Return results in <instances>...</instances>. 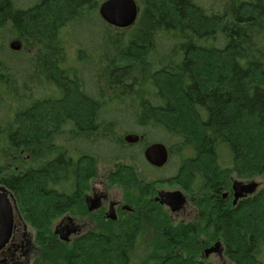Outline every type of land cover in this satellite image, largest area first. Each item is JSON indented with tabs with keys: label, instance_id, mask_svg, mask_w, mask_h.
<instances>
[{
	"label": "trees",
	"instance_id": "obj_1",
	"mask_svg": "<svg viewBox=\"0 0 264 264\" xmlns=\"http://www.w3.org/2000/svg\"><path fill=\"white\" fill-rule=\"evenodd\" d=\"M103 1L0 0V184L36 229L33 264H201L183 254L185 230L163 232L152 253L129 230L68 248L51 235L48 214L97 164L128 169L130 185L151 170L130 132L176 146L177 175L202 174L214 191L203 217L227 259L264 264V188L232 209L219 196L233 172L264 175V0H137L125 32L100 16Z\"/></svg>",
	"mask_w": 264,
	"mask_h": 264
},
{
	"label": "flooded vegetation",
	"instance_id": "obj_2",
	"mask_svg": "<svg viewBox=\"0 0 264 264\" xmlns=\"http://www.w3.org/2000/svg\"><path fill=\"white\" fill-rule=\"evenodd\" d=\"M141 136L142 138L140 141L134 145H139L140 142L144 140V136ZM148 145L149 144L144 147L141 155L151 168L149 171H152L153 176L157 177L154 179L155 182L142 183V173H138L137 169L135 170L136 174H134V176L136 175L134 177V184L129 185L125 190L118 193L111 194L109 186L103 187L97 185L94 187L91 186V183L88 187H83L81 184L80 186L74 187L71 194L74 199L69 208L66 211H57L59 216H62L57 226L63 228L65 231H70L68 240L61 239L60 234H56L55 231V236H52L54 238L57 237L61 243H69L73 247L80 242L117 238L122 235L124 230H129L133 233L132 239L137 241V238L141 235L140 232L143 231L142 227L146 221L151 224H158L161 222L164 224L165 222L164 231L155 234L153 240L156 242L153 243L151 249L148 248V251L151 253L154 250L156 251V243L162 238L163 232L170 229H179L190 232L189 237L184 238L187 240L185 246L186 250L183 251L184 256L197 257L199 255L201 258L196 260L201 264L208 262L207 260L212 256L226 262L224 243L219 235H214L213 238L209 236L211 226L206 224L207 220L203 217V212L201 210L202 202L206 196L211 197L214 191H210L209 187L203 183L202 174H197L199 177L196 176L193 178L189 169L185 168V171L181 172V176L177 175L181 166L178 162V155L168 146V162L163 167L151 165L146 160L144 154ZM173 157L175 158V166L177 167L176 172L169 178H163L158 172L166 168ZM190 157L191 156L187 155L186 158L188 159ZM232 175L233 174L228 175L230 180L233 178ZM229 179L226 181L227 184L221 188L222 193L220 190L219 196L223 201L228 202L232 209L233 206L238 205L243 199H249V195L244 193L235 200V191L233 192L231 186L229 187L228 185ZM160 182L182 183L183 189L158 190L155 184ZM6 189L8 190L9 196L13 199L11 190L8 188ZM133 189L135 192L132 191ZM162 191H180L182 193L183 203L174 204L173 206L163 203L162 199L159 197V193ZM16 206L18 208L16 214L18 215L20 223L17 224L15 216L11 239L6 247L0 251L1 264H29L33 257L31 255L35 243H32V234L29 232L30 229L28 224L24 220L22 214H20L21 211L17 203ZM36 239L37 235L35 236V241L37 243ZM137 243L147 252V247L143 246L139 241ZM216 244H218L217 250L206 254V250ZM180 251L181 250L177 251L178 255Z\"/></svg>",
	"mask_w": 264,
	"mask_h": 264
},
{
	"label": "rangeland",
	"instance_id": "obj_3",
	"mask_svg": "<svg viewBox=\"0 0 264 264\" xmlns=\"http://www.w3.org/2000/svg\"><path fill=\"white\" fill-rule=\"evenodd\" d=\"M32 1L33 0H25V2H26L25 4L29 5V3H31ZM138 5H139V9H140V4L138 3ZM139 15H140V12H139ZM138 18H139V16H138ZM114 28H116V27H114ZM129 28L130 27L125 28V29H129ZM125 29L116 28V31H118V32L124 31L125 32V31H127ZM10 41L11 40H9V42ZM9 42H8V44H9ZM19 51H21V52L24 51L23 43H22V48ZM19 51H17V52H19ZM186 109L184 107H182L181 110H183V112L180 113V115H183L184 116V114H186ZM187 120L189 121V118ZM187 120L184 121V122L187 123ZM121 133H123V132H121ZM130 133H133V132H130ZM136 134H139V133H136ZM139 135H141V134H139ZM64 140L65 139L62 136H57V137L55 136V138H53V143L62 144L64 142ZM144 140L141 141L140 144L138 145L139 146L138 149L140 148V151H141V146H142V152L144 150V147L147 145L144 142ZM155 142H159V141H155ZM176 149H177L176 146H174L173 152H175ZM189 150H191V149H187V152H189ZM21 154H22V156L24 158V162H27V160L29 158L32 159V157L30 156V152H28V151H25L24 150V152L22 151ZM171 160L172 161L167 165L166 168H164L162 171H159L158 172V173H160L161 176H163V178H169L170 176H172L176 172L177 167L175 166V158L173 157ZM7 166H8V169L9 170H6V171H12L14 169V164L13 163H11V164L8 163ZM137 169H138V173L139 172H140V174L142 173V176H141V179L143 181L142 183H145V182H155L154 179H156L157 177H154L153 176V172L152 171H148V169H146L144 171V168H142V167H138ZM247 171H248L249 174L251 173V169H248ZM127 172H128V169H124L123 168L119 172V171H117L115 165L107 166V165H104L102 163H99L95 167L94 174L92 172H89L88 174H86V177H84L81 185L83 187H88L89 184L91 183V186H94V187L97 186V185L98 186L100 185V186H103V187L109 186V190H110V193L111 194L112 193H118V192H121L122 190H125L126 187H128L130 185V181L131 180L129 181V177H127L128 176V173ZM233 173H235V172H233ZM233 173H231V174H233ZM157 175H159V174H157ZM232 177H233L231 179L232 181L228 177V179L230 180L229 183H228V185H229V187L231 186L233 192H234L233 185H234V183L236 181L241 182L243 184H253L254 183V184L257 185L256 186V190L253 193H245V194L249 195V197H253L262 188H264V175H260V176L259 175L258 176L255 175L254 177H251V176H249V177H240L237 174H233ZM142 183H141V185H142ZM0 186L6 187L4 184H0ZM155 187L158 190H161V189H163V190H174V189H180V190H182L183 189L182 188V183L179 184V183H169V182L168 183H163V182L156 183L155 184ZM132 191L135 192L134 189ZM11 193L13 194L14 201L18 204L17 199H16L14 193L12 191H11ZM130 193H131V191H130ZM13 199L11 198L12 201H13ZM20 214H22V213L20 212ZM15 216H16L17 224L20 223L19 222V219H18V215L16 214V212H15ZM22 216H23V214H22ZM61 217L62 216H59V214L56 211L50 212L48 214L47 221H49V225H48L49 227L48 228H49V231L51 232V235H54L55 236V233H54L55 227L60 222ZM23 218L26 221V223L28 224V227L30 229L29 232L32 234V241H33L32 243L37 244V245L34 244V249H33L32 255H31L33 257L31 259V262L29 263V264H33L37 260H41L42 261L41 253H42L43 250H42V248H40V246L38 245V243H36V241H35L36 229L31 225L30 221L26 218L25 215L23 216ZM164 225H165V222H164V224L162 222L161 223H158V224H151V223H148L146 221L144 223L143 227H142L143 228V231L140 232L141 235H139V237L137 238V242L139 241L140 243H142L143 246L151 249V246L153 245V243L156 242L155 240H153V238H155V234L156 233H160L161 231H164L163 230V228H165ZM131 237L132 236H128V239L131 238ZM55 238H56L55 239L56 241L60 242L57 239V237H55ZM61 244L64 245V247H66V248H68V247L71 246L69 243L62 242ZM94 254H96V256H98L97 254H102V253H101V250L98 249ZM86 256H87V259H90L91 258L88 255H86ZM200 258H201V256H199V255L197 257L196 256L192 257L193 260H196V259L199 260ZM225 260H226V262L220 260L219 258H217L215 256H212V257H210L207 260L208 261L207 263H210V264H233L229 259L226 258ZM92 261H93V259H92Z\"/></svg>",
	"mask_w": 264,
	"mask_h": 264
},
{
	"label": "water",
	"instance_id": "obj_4",
	"mask_svg": "<svg viewBox=\"0 0 264 264\" xmlns=\"http://www.w3.org/2000/svg\"><path fill=\"white\" fill-rule=\"evenodd\" d=\"M139 10V5L136 0H105L101 3L99 14L109 25L125 29L137 22ZM10 48L13 51H19L22 48V42L17 39L13 40L10 43ZM141 138L142 136L136 133H128L124 136V140L129 144H135L139 142ZM144 154L146 160L156 167H163L169 159V150L162 142H153L149 144ZM256 186L257 185L254 183L243 185L241 182H235L234 189L236 190V199L244 193H253L256 190ZM159 197L162 199L163 203L171 206L183 203V197L180 191H162L159 193ZM16 211L18 212L16 202L11 200L8 190L0 186V251L6 247L11 239ZM55 233L60 234L63 240H68L70 235L69 230L65 231L59 226L56 227ZM217 245L218 244L207 249L206 254L216 251Z\"/></svg>",
	"mask_w": 264,
	"mask_h": 264
},
{
	"label": "bare ground",
	"instance_id": "obj_5",
	"mask_svg": "<svg viewBox=\"0 0 264 264\" xmlns=\"http://www.w3.org/2000/svg\"><path fill=\"white\" fill-rule=\"evenodd\" d=\"M137 1V0H136ZM103 3V2H102ZM138 3V2H137ZM100 6H101V4H100ZM100 6H99V8H100ZM133 26V25H132ZM131 27V26H130ZM236 182H238V181H236ZM243 185H249V184H243ZM233 189H234V185H233ZM234 191H235V193H234V196H235V200H237L236 199V190L234 189ZM241 197V196H240ZM213 247V246H212ZM211 248V247H210ZM213 252H215V251H213ZM212 253V252H211Z\"/></svg>",
	"mask_w": 264,
	"mask_h": 264
}]
</instances>
